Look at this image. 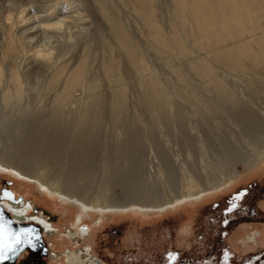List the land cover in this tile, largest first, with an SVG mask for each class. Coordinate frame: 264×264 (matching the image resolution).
<instances>
[{
	"label": "bare ground",
	"instance_id": "obj_1",
	"mask_svg": "<svg viewBox=\"0 0 264 264\" xmlns=\"http://www.w3.org/2000/svg\"><path fill=\"white\" fill-rule=\"evenodd\" d=\"M153 58L180 89L161 79ZM183 104L193 107L205 143L216 147L230 123L252 141L249 153L238 155L232 141L219 140L229 166L217 180L201 181L177 166L160 139L177 131L180 141H197L187 132ZM112 153L116 163L109 162ZM263 160L264 0H0V170L75 201L73 235L87 240L80 224L91 213L100 222L106 211L132 206L157 215L201 200L213 184L263 169ZM238 166L248 171L240 174ZM114 185L133 187L134 197L114 194ZM1 206L15 223L33 222L56 236L58 227L42 215L30 218L25 204ZM81 259L70 253L66 260Z\"/></svg>",
	"mask_w": 264,
	"mask_h": 264
},
{
	"label": "rangeland",
	"instance_id": "obj_2",
	"mask_svg": "<svg viewBox=\"0 0 264 264\" xmlns=\"http://www.w3.org/2000/svg\"><path fill=\"white\" fill-rule=\"evenodd\" d=\"M163 15L165 14L163 13L162 16L160 15L161 22L165 20V16ZM151 62L163 81L171 82L170 85L175 92L180 89V84L176 78L170 74L165 67L158 63L157 59L153 58ZM195 80L194 84L197 82L195 86L201 89V82L198 79ZM229 81L231 82L232 80L230 79ZM233 85H236V90L242 89V84L234 82ZM132 100L133 99L129 101L130 107L135 110V99L133 100L134 102ZM257 103L260 105L259 100ZM182 108L183 112L188 117L187 128L190 131L187 130V132L198 137V139L197 137L195 138L197 141H195L194 145L189 144L184 139L183 141L185 143L180 141L182 138L177 134V131L174 133L175 135L164 136V134L161 133L163 128L159 127L158 130V132L162 134L160 135V139L165 140V144L167 143V146H169L167 148L171 150V157L174 159L176 165L178 164L179 166L187 168V171L190 170L194 172L196 175L200 176L199 179L201 181L209 179L213 181L215 179L217 180V176L216 178L214 177L216 174L226 170L229 166V163H225L226 160L224 159V161L223 158H221L222 156H220L221 148L219 145L221 141L219 142V140L225 137V140L229 142L232 141L231 143L234 144L238 150V155L249 153L250 146L248 145L251 144L252 141H246L245 136L242 135V127L239 126L240 128H238L233 123L228 124V127L224 128L225 132L222 134L224 137L219 135L221 139L215 138L213 140L214 143L218 145L216 147L211 146L205 143H209V141L204 135L203 128L198 125L194 117L193 107L183 104ZM140 114L144 115L141 111H132L131 113V115H136L138 117ZM143 126L144 128L142 127L143 130L141 129V131L146 134L148 132L145 129L146 125L144 124ZM227 132L231 135L229 136L226 134ZM238 134L240 135L238 136ZM204 137L206 141L202 139ZM144 144H146V142ZM208 145H210V147ZM198 148H200V150ZM243 149L248 150L244 151ZM194 150L200 153L198 152L197 154V151ZM122 157L124 159L123 154ZM123 159L121 164L127 163V161H123ZM116 161V154L112 153L109 157V162L116 163ZM262 162H264V160ZM237 168L240 174L248 170H250L249 173L252 171L254 173L243 178V180L230 192L225 191L228 189L225 188L223 189L224 192H217L215 194L216 190L226 187L231 182L217 188H215L213 184L211 190L203 194L204 196L211 193L209 197L205 198V201L198 200L186 203L183 207H174L167 211L159 212L157 215L145 214L147 216H143L136 213L135 210L137 209L132 206H129L128 209L126 208L125 211H119L115 214L106 211L104 218L100 220V224L97 217L99 214L91 213L90 215L93 216L92 219L86 217L83 219V224H81V226L85 225L88 228L89 235L87 236V240L78 237L73 241L71 240L72 238L65 237L66 235L61 233V231L69 228L76 229L74 223H76L75 221L80 212L78 207L75 206V201L63 202L58 195L53 194L49 196L48 193L39 192L37 187L32 183L17 179L15 174L4 170H0V191L3 189L12 191L16 199L21 200V205H35L43 209L44 212L49 213L51 217L56 218L55 221H50L58 226L60 232L56 234V236H48L49 238L46 240L48 243H54L53 248L55 252L53 253L61 254L66 251L74 254L76 253V255L80 256L81 252L87 249V245H90V247L92 246L90 255H95L94 258L101 257L107 264H220V261L217 259L220 256L221 245L224 246L220 234L223 233L222 231L225 232L228 230L231 234L226 241L224 240V243L227 245L226 248H229L230 256L233 257L232 264H264V224L262 221H254L252 219H250L248 223L246 221H229L227 225L219 228L217 227L216 222H218L219 219L216 217L217 213L215 212L217 211L215 207L216 209H220L221 206L225 207L233 191L241 187H246L249 182L254 179L260 180V178L264 177V167L258 170H256L255 166L249 169L247 168L248 170H244L242 166H238ZM94 174H98V171L95 170ZM176 174H180L181 181L182 176L178 168L176 169ZM177 176L174 183L176 188L179 189L181 186L179 187L180 181H178L179 177L177 178ZM98 181L99 179L96 182ZM112 191L117 195L122 194L125 198H133V192L136 190L133 187L130 190L128 188L122 190L120 186L114 185ZM223 199H225L226 203ZM221 203L224 205H220ZM256 206L262 214H264V197L256 201ZM238 223L247 224L248 227L245 226L244 229H241V227L237 226ZM254 235H258L256 237V242L251 240ZM82 247H84V249L79 251ZM169 253L175 256L174 260H169ZM53 259L47 260V264H67L65 253L59 257L57 263L52 261ZM81 261H86V258L81 259Z\"/></svg>",
	"mask_w": 264,
	"mask_h": 264
},
{
	"label": "flooded vegetation",
	"instance_id": "obj_3",
	"mask_svg": "<svg viewBox=\"0 0 264 264\" xmlns=\"http://www.w3.org/2000/svg\"><path fill=\"white\" fill-rule=\"evenodd\" d=\"M254 173L253 171L250 173H247L243 178L249 176L250 174ZM243 178H241L238 181L232 182L231 184H229L226 188L225 191L230 192L231 190L234 189V187L237 186V184H239V182H241L243 180ZM258 180V181H257ZM223 189L225 188H220L218 190L215 191V194L217 192H224ZM3 191H8V190H1L0 191V205L1 203H8L11 206L17 207V206H21L22 202L20 199H16L14 202L7 200V199H3ZM240 193H243V195H239ZM15 195V194H14ZM209 197V195L204 196L200 201H205L207 198ZM238 197V198H237ZM262 197H264V177L259 179H254L251 182H249V184L246 187H241L239 189H236L235 191H233V194L230 195V199L227 202V205L225 207L221 206L220 209H216L215 210L217 212V218L219 219L217 223V227H223L224 225H227L229 223V221H234V222H238V221H246L248 223V221L250 219L256 221H262V223L264 224V214H262V212L259 210V208L256 206V201L261 199ZM223 201L225 202V199H223ZM226 203V202H225ZM232 204H235V207H232L231 211H227V209H229ZM29 205L31 206V208H29ZM220 205H224V204H220ZM27 209L30 213H32L34 216L30 217V218H37V216H43L45 217L47 220H49V222L53 225H55L53 222H51L50 220L55 221L56 218L55 217H51V215L49 213L44 212L43 209L35 206V205H31V204H27ZM4 209V208H3ZM214 210V211H215ZM221 210V211H220ZM6 212V211H5ZM8 213V212H6ZM9 214V213H8ZM10 216V215H9ZM36 216V217H35ZM24 223H20L16 225H23V226H30V225H36L37 224L33 223V222H26V221H21ZM101 222H99L100 224ZM211 223V222H210ZM82 224V223H81ZM80 224V226H81ZM238 227H241V229H244L245 226L248 227L247 224H237ZM58 227V226H57ZM81 228L84 230L88 231L87 226L82 225ZM60 230V229H59ZM58 228L54 231L55 234L59 233ZM76 230V229H75ZM74 229H66L64 231H61V233L65 234L67 237V235H72V239L71 240H76V238H78V235H73L70 232H75ZM227 230V229H226ZM233 231V230H232ZM50 233H53L52 230H49ZM86 232V231H85ZM89 232V231H88ZM223 233L220 234V236L222 237V243L224 244V246L221 245V250H220V256L217 259L218 261H220V264H232V258L230 256V251L226 248L227 245H225L224 240L226 241V239L228 238V236L231 234V232L229 233V231H222ZM69 233V234H68ZM261 233V231H260ZM259 233V236H260ZM40 234L42 237V244L41 247L38 250L35 251H30L29 249H26L24 251V253L22 255H20L19 259L17 260L16 264H47V260H51L53 259V257H55L54 255V249L53 245L54 243H48V241L46 242V240H48L47 238H49L47 235H44L45 233H42L40 230ZM118 234V233H117ZM89 235V233L86 232V237ZM75 236V237H74ZM258 236V235H257ZM257 236H253L251 238V240H253V242H256V237ZM84 249V247H82L79 251H82ZM87 252L84 253L81 252L80 256L84 259L86 258V261L82 262V264L84 263H90L91 261H96V264H107L105 263V261L101 258H94L95 255L91 256L90 252H92V246L90 247V245H87ZM65 253V257H67L70 252H64ZM64 253H58L59 257H61L62 254ZM227 253V255H225ZM68 254V255H67ZM55 259H53L52 261H54Z\"/></svg>",
	"mask_w": 264,
	"mask_h": 264
},
{
	"label": "snow or ice",
	"instance_id": "obj_4",
	"mask_svg": "<svg viewBox=\"0 0 264 264\" xmlns=\"http://www.w3.org/2000/svg\"><path fill=\"white\" fill-rule=\"evenodd\" d=\"M239 195H243V193ZM4 196L9 200L12 199V194L10 192L5 191ZM232 207H235V204H232L227 211H231ZM38 240L39 236L35 234L34 229L21 228L19 230H14L11 227V221L5 220L3 215L0 214V262L17 257L22 253L25 246L35 249L36 244L34 241ZM225 255H227V253ZM168 257L170 261L175 259L172 253H169Z\"/></svg>",
	"mask_w": 264,
	"mask_h": 264
},
{
	"label": "water",
	"instance_id": "obj_5",
	"mask_svg": "<svg viewBox=\"0 0 264 264\" xmlns=\"http://www.w3.org/2000/svg\"><path fill=\"white\" fill-rule=\"evenodd\" d=\"M4 192H5V191H3V196H2L3 199H7V200H9L8 198H6V197L4 196ZM7 192H10V193L12 194V199H11L10 201L14 202V200H15V195H14V193H13L12 191H7ZM0 214L3 215V217H4L5 220H7V221H11V227H12V229H14V230H19V229H21V228H32V229L35 230V234L39 236V240H38V241H34V243L36 244V248H35V249H32V248H29L28 246H25L24 249H23V251H22V253L19 254L17 257H14V258H12V259H8V260H6V261L0 262V264H16V262H17V260L19 259L20 255H22L26 249H29L30 251H35V250H38V249L41 247V244H42V237H41V234H40L39 226H36V225H30V226L26 227V226H23V225H16V224L14 223V221L11 219V217L9 216V214L6 213V212L4 211V209L2 208L1 205H0Z\"/></svg>",
	"mask_w": 264,
	"mask_h": 264
}]
</instances>
